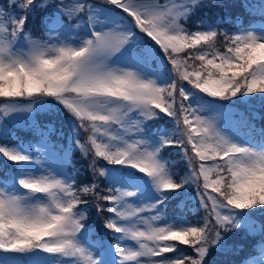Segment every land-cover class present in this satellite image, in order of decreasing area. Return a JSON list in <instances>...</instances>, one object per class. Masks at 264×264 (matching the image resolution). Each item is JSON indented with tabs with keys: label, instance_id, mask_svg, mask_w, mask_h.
Here are the masks:
<instances>
[{
	"label": "snow or ice",
	"instance_id": "obj_1",
	"mask_svg": "<svg viewBox=\"0 0 264 264\" xmlns=\"http://www.w3.org/2000/svg\"><path fill=\"white\" fill-rule=\"evenodd\" d=\"M102 5L0 0V114L35 106L68 128L64 146L50 141L54 124L36 126V145L0 133V157L15 165L0 169V264H213L242 250L228 243L237 230L261 237L240 264H264V128L257 137L243 117V135L221 127L233 105L264 110V2L248 6L261 20L234 32L185 26L221 0ZM171 147L187 164L179 179L162 155ZM77 152L91 179L70 174ZM193 186L203 222L167 217ZM90 203L108 213L95 234Z\"/></svg>",
	"mask_w": 264,
	"mask_h": 264
},
{
	"label": "trees",
	"instance_id": "obj_2",
	"mask_svg": "<svg viewBox=\"0 0 264 264\" xmlns=\"http://www.w3.org/2000/svg\"><path fill=\"white\" fill-rule=\"evenodd\" d=\"M6 2V0H4ZM222 3L226 5L224 9H200L198 10L185 25L190 30H195L196 25L201 22L206 24H218L220 26V31H228L234 32L241 27H248L252 22H259L261 17L258 12H253L249 9V5H259L264 2V0H221ZM239 19H236V18ZM33 37H39L38 35L39 29L36 26H30ZM223 37L217 38V47L223 49ZM240 112H234L237 115L233 117L235 119L234 124L241 131L242 135L249 131L248 128L240 126L236 123L239 121L241 117H243L246 121H250L252 127L256 130V136L259 135V130L264 128V119H261V116H264V110L261 109V105L257 109H250L248 106H237ZM17 115V114H15ZM255 117L254 120L251 117ZM20 120H16L11 117L6 120V132L9 134L8 139L4 142L8 144H14L22 141L24 144H30L31 140L38 141L40 139L39 134L36 132V126L39 125L41 128L48 124H54L56 128V132L50 135V141L59 144L61 146L66 145L67 143V134L68 128L67 126H63L60 123H56L51 120L50 116L46 117H38L34 119H29L27 123H24V119L21 117ZM21 121V122H20ZM149 124L153 125V130L156 128L163 127L159 122H149ZM168 127H172L169 125ZM166 155L171 157V161L175 162L173 169L176 173H178L177 179L180 176H183L187 171V164L182 159L181 150L177 147L168 148L167 151H164ZM78 155V152L76 153ZM77 160H80V156H76ZM7 163L11 165V162H6L2 157H0V169L3 168V165ZM101 164L105 162H100ZM86 163L83 160H80V164H78L75 168L71 169L70 174L72 176L77 177L79 180L83 181L84 179H91V174L86 173L85 171ZM178 165L181 167L177 168ZM11 167H15V165H11ZM105 178L101 177L97 181L101 184V187L104 186ZM84 207V206H82ZM87 207V212L90 217L89 221H86V224L91 226V231L93 234L97 232L100 226L103 223L104 216L108 215L105 213L103 216H98L95 211V207L90 203ZM165 215L169 218L173 216H183L189 217L193 221L203 222V218L206 215V212L203 208L199 207V200L196 195L195 187L182 189L180 195L177 196L173 201L168 203L167 208L165 209ZM257 221H264V216L257 214L255 217ZM261 239L259 234L256 235H247L243 230H237L235 233L229 234V245H238L242 249L241 251L236 252L235 254H225L217 252L212 256L213 264H233L239 263L244 259V257L249 255H255L253 252V244L259 242Z\"/></svg>",
	"mask_w": 264,
	"mask_h": 264
},
{
	"label": "rangeland",
	"instance_id": "obj_3",
	"mask_svg": "<svg viewBox=\"0 0 264 264\" xmlns=\"http://www.w3.org/2000/svg\"><path fill=\"white\" fill-rule=\"evenodd\" d=\"M51 2H57V0H51ZM94 3L98 4V5H102V0H93ZM38 35H39V31H38ZM34 38H38V37H35ZM23 103L27 104L28 102L27 101H24ZM49 103L50 104H55V101H52L49 99ZM220 103H231V102H220ZM248 106V108L250 109H257L259 108V101H257L255 104H248V105H245V104H236V105H233L232 108H231V111L234 113V112H240V110L237 108V106ZM17 114V115H15ZM46 116H50L53 120L55 121L56 123H60L61 125L63 126H66L64 125L54 114L52 113H49L45 110H38L35 106L33 107V111L31 113L29 112H24V113H14L12 114L11 116H7V118H14L16 120H20L19 118H23L24 119V123H27L29 119H34V118H38V117H46ZM35 120V119H34ZM234 121L235 119L232 117V118H226V117H221V127L224 129V130H228V129H232L233 131H238L241 133V131L238 129V127L234 124ZM21 122V121H20ZM149 123V122H148ZM171 128V127H169ZM7 131L6 130V120H5V116H3L2 114H0V133H3ZM154 131V130H153ZM84 138V134L82 132L81 134V139L83 140ZM53 143V142H52ZM27 146V144H25ZM168 148L164 149V151L166 150L167 151ZM163 151L162 155H164L165 159H167L170 163V166H173L176 165L175 162L171 161V157L169 155H166L165 152ZM79 155V153H78ZM76 155V156H78ZM78 158V157H76ZM86 163V161H83ZM44 164L47 166V165H50L52 168H55L57 166V159L55 158H50V157H45L44 158ZM39 167V166H37ZM181 167V165H178L177 168ZM180 169V168H179ZM174 171V169H173ZM187 220L193 222L191 220V218L189 217H185Z\"/></svg>",
	"mask_w": 264,
	"mask_h": 264
}]
</instances>
